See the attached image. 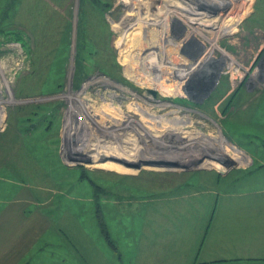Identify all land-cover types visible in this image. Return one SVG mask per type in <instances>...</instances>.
<instances>
[{
  "label": "rangeland",
  "instance_id": "1",
  "mask_svg": "<svg viewBox=\"0 0 264 264\" xmlns=\"http://www.w3.org/2000/svg\"><path fill=\"white\" fill-rule=\"evenodd\" d=\"M220 2L0 0V264H133L166 209L264 216V0Z\"/></svg>",
  "mask_w": 264,
  "mask_h": 264
},
{
  "label": "crops",
  "instance_id": "2",
  "mask_svg": "<svg viewBox=\"0 0 264 264\" xmlns=\"http://www.w3.org/2000/svg\"><path fill=\"white\" fill-rule=\"evenodd\" d=\"M221 6L222 0L215 10L220 11ZM231 10L230 15L223 19L226 20L225 34L235 32L240 19L233 16L235 11ZM208 16L213 26L219 27V16ZM197 80L189 82L196 84ZM164 215L172 220L164 219L147 226L152 231L148 230L145 237L136 243L133 264H264V216L253 221L251 215L248 222V217L217 210L216 206L195 213L193 221L177 222L176 216L168 214L167 209L162 217ZM230 227L235 228L237 234L228 235ZM175 228L198 229V234L195 237L190 234V238H186L187 235L180 236L179 230H172ZM209 230L214 232L212 237Z\"/></svg>",
  "mask_w": 264,
  "mask_h": 264
},
{
  "label": "bare ground",
  "instance_id": "3",
  "mask_svg": "<svg viewBox=\"0 0 264 264\" xmlns=\"http://www.w3.org/2000/svg\"><path fill=\"white\" fill-rule=\"evenodd\" d=\"M149 16V15H148ZM136 21V20H135ZM137 23V22H136ZM129 26V25H128ZM139 26V25H138ZM134 27V26H133ZM127 30H129V29H127ZM140 33V32H139ZM134 37V36H133ZM118 122V121H117ZM121 125V124H120ZM121 127V126H120ZM163 128H165V127H163ZM138 130V129H137ZM122 131V130H121ZM160 131V130H159ZM133 132L134 133H137L136 132V130H134L133 129ZM146 132V131H145ZM163 135H168V136H173L174 138L172 139L174 142H176V143H180V144H183L184 143V141H182V140H180L179 139V136L178 135H183V136H185L186 135V133H182L183 132V129H180V131L178 132L177 131V129H176V127H173V126H166V128L165 129H163V131L161 130L160 131ZM159 132V133H160ZM132 133V132H131ZM147 134L146 135H144V133H143V135L141 134V139H140V141H142L141 143L142 144H144V145H146L147 143H149V144H153L152 146H156V145H158L155 141H160V142H162L161 140H165V139H161L162 137H158L157 135H150L148 132H146ZM138 134V133H137ZM149 134V135H148ZM125 135H127V136H130V134H126V133H123L122 134V137L124 136L125 137ZM140 136V135H139ZM112 137V138H111ZM187 137H189L190 138V136H187ZM109 138L110 139H114L113 138V136H109ZM125 139V138H124ZM147 139H149V140H147ZM184 139V138H183ZM152 140H155V141H152ZM165 141H167V140H165ZM153 142H155V143H153ZM170 142V141H169ZM172 143V142H171ZM168 146V145H167ZM170 147H172V146H170ZM170 149H172V148H170ZM160 150V149H159ZM172 150H175V149H172ZM184 152H186V151H184ZM170 153H172V154H174V153H177L176 151H174V152H170ZM188 153H190V152H188Z\"/></svg>",
  "mask_w": 264,
  "mask_h": 264
}]
</instances>
